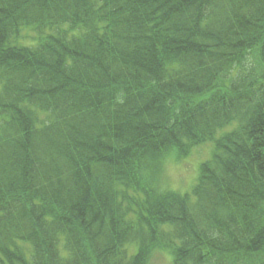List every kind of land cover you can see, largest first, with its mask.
Returning <instances> with one entry per match:
<instances>
[{
    "label": "trees",
    "instance_id": "1",
    "mask_svg": "<svg viewBox=\"0 0 264 264\" xmlns=\"http://www.w3.org/2000/svg\"><path fill=\"white\" fill-rule=\"evenodd\" d=\"M233 124L191 194L160 191ZM155 249L264 264V0H0V264Z\"/></svg>",
    "mask_w": 264,
    "mask_h": 264
},
{
    "label": "rangeland",
    "instance_id": "2",
    "mask_svg": "<svg viewBox=\"0 0 264 264\" xmlns=\"http://www.w3.org/2000/svg\"><path fill=\"white\" fill-rule=\"evenodd\" d=\"M231 127L225 131H229ZM222 133L218 134L221 135ZM214 151V143L208 141L193 147L190 153L181 157L173 152L164 160L166 165L161 169V175L158 181V187L172 190L181 194L190 193L198 181L200 165L211 160ZM161 192L163 190H160ZM166 192V191H165ZM133 217L132 214L129 215ZM138 247H129L130 255L137 254ZM165 251L154 250L149 259V264H172L173 259L165 255Z\"/></svg>",
    "mask_w": 264,
    "mask_h": 264
},
{
    "label": "bare ground",
    "instance_id": "3",
    "mask_svg": "<svg viewBox=\"0 0 264 264\" xmlns=\"http://www.w3.org/2000/svg\"><path fill=\"white\" fill-rule=\"evenodd\" d=\"M184 45H185V42H182ZM139 50H141V49H139ZM177 50V49H176ZM147 51H149V52H151L150 50H147ZM50 73L47 71L46 73H45V75L47 76V75H49ZM94 95V94H93ZM235 127V124H233L232 126H231V129L229 130V131H225L227 128H223V129H221L220 131H219V134L220 133H222L221 135H219V137H221L222 135H224V134H228V133H230V131L233 129ZM90 139H93V136L91 135L90 136V138H89V140ZM32 171V170H31ZM11 180L12 181H14L15 180V178L14 177H11ZM26 214H30L31 213V209H26L25 211H24Z\"/></svg>",
    "mask_w": 264,
    "mask_h": 264
}]
</instances>
